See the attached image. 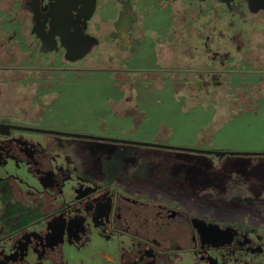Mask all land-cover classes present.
<instances>
[{"label":"flooded vegetation","instance_id":"flooded-vegetation-1","mask_svg":"<svg viewBox=\"0 0 264 264\" xmlns=\"http://www.w3.org/2000/svg\"><path fill=\"white\" fill-rule=\"evenodd\" d=\"M196 6L217 17L203 25L199 41L190 26L189 11ZM158 7L171 19L162 31L144 25ZM0 33V264H175L184 256L245 264L240 249L263 250L250 229L240 226L242 214L220 223L186 205L192 198L186 203L175 196L174 189L187 186L194 171L184 177L173 171L168 184L153 185L152 198L144 199L150 184L143 171L100 169L80 145L52 134L64 132L50 130L62 129L34 119L41 93L51 89L52 71H81L83 57L87 61L102 44H115L121 58L119 44H136L148 33L153 44H185L187 54L202 44L208 52L203 66L165 65L159 56L155 66L133 69L143 79L158 73L178 93L174 82L184 86V94L187 88L193 96H212L215 84L264 79V7L249 0H0ZM37 76L48 83L36 86ZM128 110L123 105L117 111ZM112 136L122 139L95 138L131 141Z\"/></svg>","mask_w":264,"mask_h":264},{"label":"rangeland","instance_id":"rangeland-1","mask_svg":"<svg viewBox=\"0 0 264 264\" xmlns=\"http://www.w3.org/2000/svg\"><path fill=\"white\" fill-rule=\"evenodd\" d=\"M189 13H193L190 26L194 27L196 40L204 39L206 26L204 28L203 25L217 21V17L200 6ZM145 19L144 25L157 31L167 28L171 21L167 10L160 7ZM174 35L177 34L174 32ZM178 37L187 40L185 35ZM3 38L0 33V44H5ZM114 45L102 44L99 52L88 54L87 61L83 57L84 68L81 71L65 66L60 71H52L51 91L41 93L43 100L34 122L67 131L135 140L216 149L264 150V79L258 77L246 81L244 86L231 82L215 84L212 96H193L187 88L184 90L186 96L182 89L184 86L174 82L183 93L179 95L172 82L158 73L157 77L143 79L138 77L140 72L133 69L143 70V66L154 65L159 56L165 65L189 63L203 66L207 64L208 52L203 51L202 44H196L194 52L187 54L183 52L187 51L185 44H153V38L148 33L136 40V44H119L121 58L116 54ZM220 45L223 44H212V49H220ZM23 54V51L19 52L20 57ZM234 60L233 64L239 67L237 58ZM116 73L121 75L120 79L126 80L119 81ZM148 73L156 75L155 71ZM185 73L186 70L180 71L183 77ZM40 74L43 75L42 72ZM38 78L36 86L44 82ZM123 105L129 110L117 111ZM52 134L80 145L88 158L97 160L100 169L128 173L143 171V180L151 185L143 188L146 191L143 192L144 199L152 198L149 195L153 193V185L161 189L162 185L168 184L167 176L171 173L179 172L184 177L194 171V178L188 177V182L184 183L187 186L174 189L175 196L181 194L186 203L193 199L194 203L186 205L193 206L192 210L200 215L218 219L220 223V219L234 222L242 214L240 226L249 228V234L254 240L259 239L263 247L262 251L245 252L240 249L243 259L247 260L245 264H264V153H225L219 156L212 152L134 141ZM154 177L158 179L157 184ZM175 264L207 263L197 257L192 262L190 256H184Z\"/></svg>","mask_w":264,"mask_h":264},{"label":"water","instance_id":"water-1","mask_svg":"<svg viewBox=\"0 0 264 264\" xmlns=\"http://www.w3.org/2000/svg\"><path fill=\"white\" fill-rule=\"evenodd\" d=\"M251 5H254L255 7H264V0H249ZM51 131H59L69 134H75V135H81V136H93V137H100V138H110V139H122L114 136L109 135H99V134H92L87 132H77V131H65V130H56V129H50ZM131 141H137L142 142L144 144H151V145H158V146H167V147H175V148H182V149H191V150H197V151H205V152H212L217 155H223L225 153H264V150H236V149H216V148H205V147H197V146H189V145H180V144H171V143H164V142H157V141H144V140H133ZM213 226H218L217 224H212ZM202 234V232H201ZM212 238V237H211ZM214 242H217L214 238H212Z\"/></svg>","mask_w":264,"mask_h":264}]
</instances>
